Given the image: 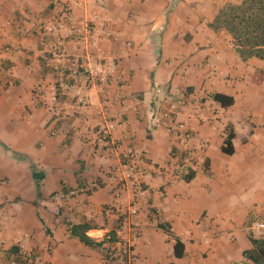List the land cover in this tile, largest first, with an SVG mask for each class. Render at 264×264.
<instances>
[{
    "label": "crops",
    "instance_id": "0c3cea01",
    "mask_svg": "<svg viewBox=\"0 0 264 264\" xmlns=\"http://www.w3.org/2000/svg\"><path fill=\"white\" fill-rule=\"evenodd\" d=\"M71 1L0 0V264L20 253L44 264H105L108 237L133 201L131 184L117 183L113 173L128 147L144 167L136 171V264H255L244 252L253 247L249 224L264 220V59L242 58L228 31L212 26L217 12L238 0H79L74 24L114 21L111 50L120 57L127 106L110 80L106 91L89 88L85 104L60 93L68 114L57 116L38 100L59 77L40 27L63 18ZM68 48L81 52L72 41ZM216 92L234 103L222 106ZM183 93L205 105L202 117L189 121L194 135L187 141L160 120ZM102 108L110 116L124 110L125 124L111 144L93 145L84 125H98ZM230 132L234 151L226 154ZM186 145L196 154L191 179L176 169ZM173 170L174 177L159 172ZM95 179L100 189L69 196ZM176 239L185 246L182 257L174 254Z\"/></svg>",
    "mask_w": 264,
    "mask_h": 264
},
{
    "label": "built area",
    "instance_id": "2783aa9c",
    "mask_svg": "<svg viewBox=\"0 0 264 264\" xmlns=\"http://www.w3.org/2000/svg\"><path fill=\"white\" fill-rule=\"evenodd\" d=\"M64 8V17L55 18L40 27V42L46 52L51 55V66L58 71L59 77L52 85V92L47 94L40 92L38 100L48 111L59 116L66 113V105L59 100L60 93L69 98L79 97L82 103L89 102L87 91L95 87L98 90L106 91L110 87V80H115L119 84V103L123 109L126 108V100L121 92V88L126 85L119 72L120 57L113 53L111 47L116 43V29L114 21L109 19L91 18L80 24H74L70 20V13L74 5L80 3L79 0L71 1ZM72 41L81 47V52L75 54L69 51L68 44ZM127 46L130 42L126 43ZM206 62L205 66H210ZM74 105V104H73ZM204 103L195 97L183 93L172 99L168 106L160 113V120L167 133L181 138L185 141L193 137V129L189 126V121L193 118H201L204 112ZM71 107H73L71 105ZM137 109V108H136ZM101 122L92 126L89 123L84 125L86 136L93 145L111 144L112 132L122 128L124 122V110H120L115 116H110L106 108L100 110ZM52 133H55L54 131ZM93 136V137H92ZM196 161L194 150L186 145L181 155V163L177 172L179 176L187 177L191 174L192 166ZM144 167L138 164L131 147L126 149L124 160L113 170L119 184H131L133 188V201L123 211V220L116 229L115 236H109L107 240L106 252L104 256L105 264H136V243L141 236V227L135 220L139 213L136 203V193L140 189V180L136 178V171L143 170ZM168 177H174L176 170L172 172H162ZM101 188V182L97 179L71 188L69 196L77 198L81 194L95 191ZM59 213V208L56 210ZM248 232L255 237H264V220H253L248 228ZM209 242L207 237L203 240ZM17 257L20 259L17 260ZM10 260V264L26 263L44 264L39 260L29 259L20 253ZM31 257V256H30Z\"/></svg>",
    "mask_w": 264,
    "mask_h": 264
},
{
    "label": "trees",
    "instance_id": "16d2710c",
    "mask_svg": "<svg viewBox=\"0 0 264 264\" xmlns=\"http://www.w3.org/2000/svg\"><path fill=\"white\" fill-rule=\"evenodd\" d=\"M215 29H225L232 36L234 45L239 55L244 58L258 57L264 59V0H238L234 3H228L221 8L215 15L212 23ZM214 101L222 106H230L234 103V98L223 93H214ZM234 134L230 132L224 140L222 151L231 154L234 151ZM38 191L40 178L33 171ZM193 171L185 179H191ZM1 206V203H0ZM160 226L169 231L170 227L164 223ZM81 239L91 244L88 236H82ZM252 248L246 250L244 255L251 259L255 264H264V238L250 237ZM184 244L176 239L174 244V254L176 257H182L184 254Z\"/></svg>",
    "mask_w": 264,
    "mask_h": 264
}]
</instances>
